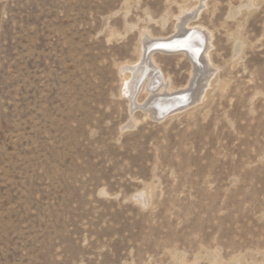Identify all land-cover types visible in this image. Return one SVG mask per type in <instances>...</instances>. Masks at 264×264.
Here are the masks:
<instances>
[{"label": "rangeland", "instance_id": "rangeland-1", "mask_svg": "<svg viewBox=\"0 0 264 264\" xmlns=\"http://www.w3.org/2000/svg\"><path fill=\"white\" fill-rule=\"evenodd\" d=\"M172 1L0 0V264H264V0ZM199 21V96L157 51L188 108L132 110L118 66Z\"/></svg>", "mask_w": 264, "mask_h": 264}, {"label": "bare ground", "instance_id": "bare-ground-1", "mask_svg": "<svg viewBox=\"0 0 264 264\" xmlns=\"http://www.w3.org/2000/svg\"><path fill=\"white\" fill-rule=\"evenodd\" d=\"M173 3L176 4L177 1L173 0L171 2V4H173ZM203 4L205 5V3H203ZM206 5H208V4H206ZM185 7H187V6H185ZM185 9L186 8L180 9L179 15L177 16L178 22L184 21V19L182 18V15L185 13ZM196 9L197 8H195L193 10H196ZM187 10H189V8ZM191 11H192V9H191ZM188 18H190V17H188ZM199 19H200V17H199ZM204 27L205 26L203 25V23L201 21H199L196 24L189 25V28H187V29L181 27L180 32L174 36L170 35V37H160V38H154V39H149V40L143 39V41H141V44L139 46V57H138V59L132 63L128 62L126 60L127 63L118 66V72L121 75L120 77H121V81H122L120 96L124 97L128 101H130L131 104L130 103L129 104L131 106L130 105L129 106L131 107L132 110H135L138 107H140V105L138 104V96L142 92H145V93L147 92L151 96L150 100L148 102V104L152 106L151 109L148 108L151 112H153V113H151V115L152 114L158 115V116H164L165 115L166 117L169 116L170 114H172L173 112L177 111V110H180V109L182 110V108H184L185 106L172 111V109L176 108L177 106L184 105L185 101L190 97V95L187 94L185 91L171 93L173 89L171 86L170 87L168 86V79L166 78L161 67L158 65L157 61L154 58V55L158 54V53H156L157 51H159L160 53L161 52L180 51L182 53V54H180L181 56L187 55L190 58V60L194 63L193 64V67L195 69L194 72L196 74H199V73L202 74L201 78L197 81L195 80L193 82V80H192V79H194L193 77L191 79L193 82L192 86H193V90H194L193 96H195V97L199 96V92L202 90V89L200 90L201 85H202V87L204 86L202 84V81L208 76V74H210V73L212 74V72L214 71L213 68L216 67L213 56H214V54H217V53H215V51H211V52L209 51V44L211 46L215 47V43L213 42V39H215V34L210 29H206L207 30V32H206L207 34H206L204 32V29H205ZM145 30H147V29L145 28ZM144 32L145 31H143L142 34H144ZM174 34H176V32ZM189 34L191 36L190 40H192V39L194 40V38H201L199 43L193 44V43L189 42L187 44V42L184 43L181 40H176L173 43L170 42L173 39L185 38ZM140 35H139V37H140ZM160 42H165V43L161 44ZM157 44H160L157 47H161L163 49L155 48L154 46ZM184 44L191 46L190 48H188L189 52L187 50H182L180 48H177V47L183 48ZM205 54L207 57L208 66H207V63L205 62ZM201 65H204V67L201 68ZM116 69H117V67H116ZM158 70H160V71L158 72ZM191 73H193V71ZM199 77H200V75H199ZM207 78H209V77H207ZM218 79L219 78L217 76L216 81ZM207 80L209 81V79H207ZM189 83H191V82H189ZM205 85H206V83H205ZM190 90H187V91H190ZM192 100H193V98H192ZM189 107H190V105H189ZM185 108H188V107H185ZM145 110H144V112H145Z\"/></svg>", "mask_w": 264, "mask_h": 264}, {"label": "water", "instance_id": "water-1", "mask_svg": "<svg viewBox=\"0 0 264 264\" xmlns=\"http://www.w3.org/2000/svg\"><path fill=\"white\" fill-rule=\"evenodd\" d=\"M190 34L188 35V36H186L185 38H181V39H173L172 41H170L171 43H173L174 41H176V40H181V41H183L184 43L185 42H187V44L189 43V42H191V43H193V44H197V43H199V41H200V39L201 38H194V40L192 39V40H190ZM161 44H164L165 42H160ZM187 44H184V47L183 48H181V47H177V48H180V49H182V50H187L188 52H189V50H188V48H190L191 46H189V45H187ZM158 45H160V44H157V45H155L154 47L155 48H157V49H163V48H161V47H157ZM187 48V49H186ZM190 99V97L185 101V104L184 105H181V106H177L176 108H174V109H172V111H174V110H176V109H178V108H181V107H183V106H185L186 104H187V102H188V100ZM171 111V112H172ZM155 116V119L156 120H163L166 116L164 115V116H158V115H154Z\"/></svg>", "mask_w": 264, "mask_h": 264}]
</instances>
